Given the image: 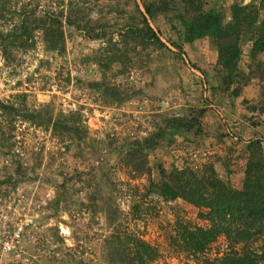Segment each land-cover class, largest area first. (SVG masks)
<instances>
[{"label": "rangeland", "instance_id": "374dc122", "mask_svg": "<svg viewBox=\"0 0 264 264\" xmlns=\"http://www.w3.org/2000/svg\"><path fill=\"white\" fill-rule=\"evenodd\" d=\"M68 1L31 3L42 12L66 10ZM73 1L86 3L87 17L107 21L111 40L64 25L61 52L47 50L38 37L33 49L12 59L0 54V101L39 115L0 131V264H141L138 239L157 253L144 264H203L178 234L180 224L206 225L198 208L148 187L161 180V169L211 164L241 188L247 143L260 139L264 147V51L252 59L250 43L243 45L238 67L248 79L233 95L234 83L221 84L208 36L185 42L184 26L159 15L149 23L165 47L155 48L117 34L129 17L128 0ZM248 1L204 0V7L221 11L227 22L231 5ZM172 117L189 126L173 128ZM56 119L62 124L54 129ZM140 161L146 170L135 167ZM12 237L15 247L3 252ZM229 245L220 236L206 251L223 254Z\"/></svg>", "mask_w": 264, "mask_h": 264}, {"label": "trees", "instance_id": "16d2710c", "mask_svg": "<svg viewBox=\"0 0 264 264\" xmlns=\"http://www.w3.org/2000/svg\"><path fill=\"white\" fill-rule=\"evenodd\" d=\"M204 4V0H142L140 5L137 0H128V20L115 31L121 37L128 34L126 36L155 48L165 47L149 23V19L156 22V17L162 15L173 26L176 21L184 26L185 42L208 36L218 52L221 84L229 87L234 83L232 94L238 95L239 84L248 79V74L238 67L243 45L250 43L252 59L264 51V0L233 3L231 19L227 22L221 11L206 8ZM39 6V3L32 4L31 0H0V54L4 60L12 59L16 51L33 49L38 37L47 50L61 52L64 48V25L73 26L92 39L112 38L113 31L108 29L107 21L87 17L89 8L82 1L69 0L65 4L66 10L58 6L52 7L51 11L39 12ZM64 13L66 15L62 17ZM172 44L181 48L176 41ZM258 77L262 78L261 75ZM70 115L63 117L65 126L70 123L67 120ZM38 116L36 111L20 109L10 101H0L2 133V127L12 128L18 119L35 120ZM172 120L176 122L172 123L173 128L189 126L181 123L182 118L172 117ZM61 124L56 119L52 126L57 129ZM68 128L73 134L78 130L73 125ZM0 141L4 139L0 138ZM150 141L152 139H144L146 148H150ZM246 148L248 155L241 188H234L222 179L211 164L183 168L173 166L167 172L161 169V180L149 184L148 191L164 200L182 199L198 208V216L206 225L187 228L180 224L178 234L183 239L182 248L201 256L203 264H264L263 142L252 139ZM131 155L135 156V153ZM138 163L136 168L146 170L145 161ZM220 236L227 239L230 250L208 255L206 250ZM253 240L263 242L259 249L252 246ZM134 249L141 264L156 258V250L141 239L136 240Z\"/></svg>", "mask_w": 264, "mask_h": 264}, {"label": "built area", "instance_id": "2783aa9c", "mask_svg": "<svg viewBox=\"0 0 264 264\" xmlns=\"http://www.w3.org/2000/svg\"><path fill=\"white\" fill-rule=\"evenodd\" d=\"M236 138V137H234ZM16 238L6 239L2 244V251L3 252H10L15 247Z\"/></svg>", "mask_w": 264, "mask_h": 264}, {"label": "crops", "instance_id": "0c3cea01", "mask_svg": "<svg viewBox=\"0 0 264 264\" xmlns=\"http://www.w3.org/2000/svg\"><path fill=\"white\" fill-rule=\"evenodd\" d=\"M224 121H227V122H228L229 120L227 119V120H224ZM228 123H229V122H228ZM233 130H234V129H233Z\"/></svg>", "mask_w": 264, "mask_h": 264}]
</instances>
